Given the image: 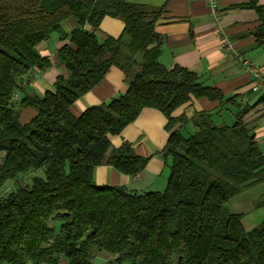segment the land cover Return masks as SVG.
Masks as SVG:
<instances>
[{"label":"trees","instance_id":"obj_1","mask_svg":"<svg viewBox=\"0 0 264 264\" xmlns=\"http://www.w3.org/2000/svg\"><path fill=\"white\" fill-rule=\"evenodd\" d=\"M234 7L258 10L262 22L254 36L264 47L257 0ZM160 12L127 0H0V186L14 183L0 195V264H97L95 251L112 257L105 264H264V220L247 229L243 214L230 207L234 195L264 182V153L244 121L252 107L239 108L232 125L216 124L213 112H197L195 129L184 134L186 117L172 115L178 107L192 97L235 105L236 96L186 67L160 62ZM107 15L122 19L130 42L98 38ZM68 20L76 23L71 32ZM54 33L70 39L58 50L67 75L43 96L17 101L22 78L50 65L38 45ZM112 66L125 73L127 91L73 115L71 106ZM29 106L37 114L23 124L20 111ZM146 107L168 118L166 187L138 193L97 185L94 171L111 149L109 136ZM179 123L183 130L175 129ZM147 162L128 142L108 159L132 176ZM255 204L263 206L264 197Z\"/></svg>","mask_w":264,"mask_h":264},{"label":"crops","instance_id":"obj_2","mask_svg":"<svg viewBox=\"0 0 264 264\" xmlns=\"http://www.w3.org/2000/svg\"><path fill=\"white\" fill-rule=\"evenodd\" d=\"M141 4L150 10H161L156 21V31L162 38L160 62L168 68L176 65L186 67L199 74L202 80L219 88L227 97L236 96L235 111L226 105L228 115L223 117L219 102L207 98H194L178 107L173 116H185V129L193 131V118L197 112L210 111L213 116L221 114L219 124L232 125L236 121L239 108L251 106L244 116L256 136V141L264 153V101L258 102L264 91L252 88L253 76L243 63L230 55L222 45L223 40L233 44L236 52L250 60L264 72V47L256 45L254 31L261 24V17L256 8L234 7L251 0H218L217 12H214L206 0H127ZM264 19V0H257ZM75 21L68 20L65 29L71 32ZM90 29V26H86ZM100 40L107 37H122L128 43L131 37L124 33V22L118 17L105 16L95 31ZM70 39H61L58 34L38 45L40 55L49 61L45 68H34L19 83V98L26 94L43 96L47 90H54V83L61 74L67 75L66 68L58 59V50ZM137 60L141 53L136 54ZM128 83L125 73L112 66L102 82L83 94L71 106L73 115L79 116L86 109L112 100L125 93ZM37 114L33 107H24L20 111V121L25 124ZM168 118L155 108H144L136 120L122 130L110 135L111 149L105 161L95 168L94 181L100 186H120L129 191L143 193L162 191L166 187L169 168L164 154L170 131L167 129ZM175 129H184L179 123ZM124 142L130 143L137 155L147 157L146 167L138 176L118 171L108 163L113 149ZM264 197V182L245 187L230 199V207L243 214L247 229H252L264 220V205L257 206V200Z\"/></svg>","mask_w":264,"mask_h":264},{"label":"built area","instance_id":"obj_3","mask_svg":"<svg viewBox=\"0 0 264 264\" xmlns=\"http://www.w3.org/2000/svg\"><path fill=\"white\" fill-rule=\"evenodd\" d=\"M209 4V7L214 11L217 12L218 9V0H206ZM222 45L224 48L229 52L230 55L234 56L235 58L239 59L246 70L252 74L253 76V82H252V88L255 91H264V72L259 69L255 64L250 62V60L244 58L240 53L236 52L233 48V44L229 42L228 40H223ZM18 97L15 96V99ZM138 176V174L134 175ZM11 188V187H10ZM9 188V189H10ZM9 189H0V195L4 196Z\"/></svg>","mask_w":264,"mask_h":264},{"label":"rangeland","instance_id":"obj_4","mask_svg":"<svg viewBox=\"0 0 264 264\" xmlns=\"http://www.w3.org/2000/svg\"><path fill=\"white\" fill-rule=\"evenodd\" d=\"M72 21V20H71ZM58 34L57 33H54V34H52V37H55V36H57ZM222 108H225V109H222V113H223V117H224V115L225 116H227L228 114V110L226 109V107L225 106H223ZM230 110L231 111H235V106L234 105H232V106H230ZM221 114H219V115H215V116H213V120H214V122L216 123V124H219L221 121H220V119H221V116H220ZM184 131V134H187V130L185 129V130H183ZM189 132H190V130H189ZM24 180H23V183L24 182H30V177L28 178V177H24L23 178ZM12 185H14V183L12 182V181H7L4 185H3V187H1L0 186V189L2 188V189H9ZM11 189H9L8 190V192L10 191ZM7 192V193H8ZM263 221V220H262ZM112 257L109 255V254H107L105 251H99V252H97V251H95V252H93V260H94V262L95 263H97V264H105V262L107 261V260H110ZM122 264H129L127 261H125V262H123Z\"/></svg>","mask_w":264,"mask_h":264}]
</instances>
